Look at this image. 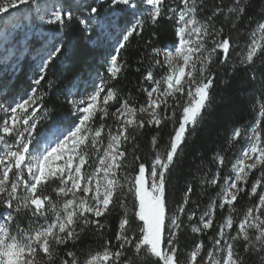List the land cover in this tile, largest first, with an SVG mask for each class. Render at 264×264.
Wrapping results in <instances>:
<instances>
[{"label": "snow or ice", "instance_id": "snow-or-ice-1", "mask_svg": "<svg viewBox=\"0 0 264 264\" xmlns=\"http://www.w3.org/2000/svg\"><path fill=\"white\" fill-rule=\"evenodd\" d=\"M102 2L107 0H96L97 6H90L81 19L73 9L84 5H76L74 0L61 2L43 14L36 0H0V15L35 4L34 19L58 26L44 39L39 77L26 98L8 99V89L0 83V264H180L178 235L188 226L185 221L191 222L197 212H186L193 192L191 183L181 202L169 205L172 173L213 103L217 72L212 65L217 60L218 65L226 64L230 49L236 47V40L224 34L214 18L223 15L236 31L247 4L233 0L227 8L217 5L211 16L201 20L204 0H180L183 6L179 9H166V0H110V14L98 11ZM118 8L132 14L128 24L119 23ZM45 16L50 18L45 20ZM165 18L175 20L173 38L151 47L150 66L139 88L144 99L138 102L110 82L128 67L121 52L130 38ZM74 20L89 33L95 29L94 46L113 37L116 44L105 56L107 78L97 73L95 78L83 80L77 74L59 89L70 109L57 115L56 109L45 106V99L58 86L59 78L44 86L41 82L50 65L69 66L67 60L74 49L66 33ZM251 37L240 66L264 56V22L257 23ZM7 59L0 55V62ZM232 67L235 71L238 66ZM82 85L87 87L82 89ZM112 106L114 111H110ZM261 117L264 103L250 128L233 130L229 146L237 141L246 142V146L238 150L234 162L229 161L231 166L226 169V156L218 152L215 171L201 180L215 189V195L200 212L199 226L192 227V232L213 229L217 210L228 215L210 238L211 248L206 251L203 240L196 243L186 264H264ZM45 122H50L47 127ZM166 122L173 126L167 145L163 151L157 149L146 165L135 154L136 132L145 127L159 129ZM102 133H106V144ZM157 139L152 137L154 148ZM129 144L133 145L131 167L125 151ZM242 195L255 202L234 221L231 213ZM117 209L122 214L115 244L105 239L102 251L89 252L83 259L77 249L68 248L70 243L75 246L90 226L105 228L107 217ZM22 220L27 226H22Z\"/></svg>", "mask_w": 264, "mask_h": 264}, {"label": "trees", "instance_id": "trees-1", "mask_svg": "<svg viewBox=\"0 0 264 264\" xmlns=\"http://www.w3.org/2000/svg\"><path fill=\"white\" fill-rule=\"evenodd\" d=\"M57 1L65 4L72 2V0ZM232 3L233 0H204L201 5L203 11L199 13L198 18L204 20L212 15L217 5L227 8ZM245 3L247 8L244 16L237 24L236 31L231 30L230 24L225 22L223 15L214 18L217 26L223 27L224 34H230L236 40V47L234 50L230 49V59L226 64L218 65L217 60V64L212 65V69L217 72V78L214 82L213 103L207 110L205 119L200 127L197 128L195 135L187 141L184 151L181 153V159L176 163L171 177L169 205L172 206L173 202L179 204L183 193L187 190V185L191 183L193 192L186 207V212L192 210L197 212V216L191 222L185 221L188 226L178 235L180 264H186L192 248L201 240L205 243L206 251L211 248L210 238L214 237L215 232L218 231V224L222 223L223 219L228 215L227 212L221 213L217 210L213 229L202 233L192 232V227L199 226L198 216L200 212L215 195V189L202 184L201 180L206 174L210 176L215 171L214 156L218 152L226 156V169L231 166L229 161L234 162L238 150L246 145V142L237 141L229 146L233 130L240 126L250 128L259 116L260 104L264 103V95L261 94V83L262 78H264V56L258 55L257 58H254V62L251 65L240 66V60L245 53L246 45L252 39V30L256 29L258 22H264V0H245ZM173 4L174 0H166V9L167 7H173ZM103 5L100 4L99 6ZM90 6L91 4H85L84 9H89ZM13 13H15V10L0 15V21H4ZM75 15L77 14L75 13ZM119 23L123 25L120 17ZM174 25V19L165 18L156 26L146 25L144 33L130 38L125 49L121 52V56L127 61L128 67L122 70L115 80L110 82L111 86L119 88L123 95L131 94L133 99L142 102L144 94L139 91V88L142 84V78L150 66L149 54L151 47L162 46L165 41L171 40L174 34ZM152 32H155L156 35L152 36ZM66 36L74 49V53H70L67 60L69 66L50 65L45 75V80L41 82L42 86H44L47 81H57L59 78L58 86L53 88L45 99V106H51L56 109L57 115L67 114L70 109V105L65 101L63 95L59 94V89H62L77 74L82 78H86V80L89 77L95 78L97 73L107 78V60L105 56L113 52L116 44V40L112 38L111 42L106 41L100 47L94 46L92 40L95 37V33L93 31L89 33L83 24H79L75 20L72 22ZM141 57H143V60H141ZM233 64L238 66L235 71H233ZM253 75L256 77L255 79H253ZM38 77L39 70L34 60L29 57L25 58L18 66V71L13 72L3 83L8 89V98L12 99V97H15L16 99L26 96L33 87V81ZM144 83L146 84V82ZM44 90L48 91L46 87ZM114 110L115 106H112L110 111ZM70 122L68 121V123ZM260 122L262 128H264V117L260 118ZM48 123L50 122H45L44 126L47 127ZM106 123H111V121ZM172 132L173 126L171 122H166L159 129L153 126L137 130L136 139L133 142L136 146L135 154L140 156L141 161L147 165L154 158L157 149L164 150ZM104 136L107 137L106 133H104ZM153 136L158 138L156 148L152 144ZM132 147L133 145L129 144L125 148L129 167H131L132 161ZM221 150L224 151L221 152ZM254 178L255 174L250 179ZM128 202L130 205V196L128 197ZM254 202V199L250 200L246 195H242L235 205V211L231 213L234 221L241 217L246 208ZM2 211L3 207H0V212ZM121 214L122 211L117 209L113 214L109 215L107 217L108 223L103 229L97 230L94 226H90L80 240L77 241L76 245L73 246L70 243L68 248L70 250L77 249L78 256L83 259L89 252L102 251L105 239L112 240L115 244V235L118 231ZM101 219L103 222V218ZM21 224L22 226H27V222L24 220L21 221ZM133 229H135V225H133ZM242 246L243 242H241V248ZM154 259L152 258V260Z\"/></svg>", "mask_w": 264, "mask_h": 264}, {"label": "rangeland", "instance_id": "rangeland-1", "mask_svg": "<svg viewBox=\"0 0 264 264\" xmlns=\"http://www.w3.org/2000/svg\"><path fill=\"white\" fill-rule=\"evenodd\" d=\"M36 2L41 5V14L49 8L55 10L53 6L61 3L57 0H36ZM70 3H73V0ZM74 3L76 5L91 4V6H97L96 0H74ZM100 4H104L98 7V11L101 14L106 12L110 14L112 12V9L108 7L110 0ZM181 6L183 5L180 3V0H174L173 8L179 9ZM35 7V4L21 6L20 11H15V13L9 15L4 21H0V55L8 57L6 61L0 62V83L2 84L13 72L18 71V66L27 57L34 60L36 67H38L40 63L39 54L44 44V39L48 35H51L52 31L56 30V27H58L57 25H48L46 23H41L38 19H34L33 10ZM73 10L81 19H84L89 9L75 7ZM81 11L84 13L83 16L80 15ZM116 12L118 17L121 18L123 25L128 24L132 20V14L130 12L123 11L120 8L116 9ZM49 18V16H45V20ZM93 32L96 36L97 33L95 29ZM113 38L116 40L115 37ZM111 41L112 39L109 40V42ZM82 79L86 80V78ZM86 87L87 85H82V89ZM91 90L92 89H89V91ZM24 98H26V96H24ZM19 99V97L16 98V100ZM102 140L105 144L107 143V137L104 136V133H102Z\"/></svg>", "mask_w": 264, "mask_h": 264}]
</instances>
